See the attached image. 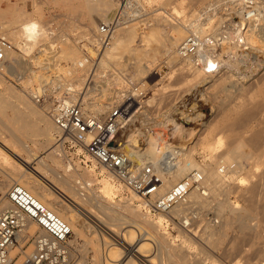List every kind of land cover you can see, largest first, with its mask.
Returning <instances> with one entry per match:
<instances>
[{"label": "rangeland", "instance_id": "374dc122", "mask_svg": "<svg viewBox=\"0 0 264 264\" xmlns=\"http://www.w3.org/2000/svg\"><path fill=\"white\" fill-rule=\"evenodd\" d=\"M95 1L96 0H0V37L3 36L9 39L14 45V48L11 49V51L13 50L14 55L19 59L26 60L25 66L22 65L15 68V70L21 71L23 75V79H18L15 73L0 74V78H1L0 92L5 94L6 96H9L18 104L19 101L14 97L17 96L24 97L35 108H37L42 113L48 115L51 121H53L48 111L49 107L51 106L50 103H49L50 106L47 103L44 105L38 104L34 96L33 97L31 96V91H35V93H37L36 94L37 96L43 90V85L49 84L51 86L50 90L52 96L54 97H58L60 95L64 96L66 95V93H69L68 98L65 99H70L71 95L76 93L77 96H75V98L72 97L73 98L72 101L81 100L86 110L101 115L100 112L97 110L91 111L87 109L88 104L86 103L96 100L97 103H101V104L104 103L103 105H105V103L109 101L107 99H110V97H111L110 101L115 100L114 102L112 101L115 105L119 104V102L121 103L124 97L123 91H125L127 88L126 78L128 77L131 80H135L136 82L143 83V85L146 86L147 95L142 100H139L140 104L136 103L135 106L138 105L137 107L134 106L133 109L131 110L132 119L125 122L124 124L125 128H123L119 134V139H118L119 141L121 142L125 141L127 137L126 135L128 133H133L136 131H141L143 133H150L148 131H150L151 129L152 130L155 129L153 130L155 131V133L162 131L163 135L169 134V132L166 131L167 128L165 127L167 125L166 123L168 119L173 118L174 120H176V122L181 123L182 118L185 117V115L189 114L190 116L194 117V115L196 116L197 113L200 112L202 113L201 116L204 117L200 116L201 118L198 117L197 121H193L191 123L193 126H196V129L194 130L195 132H193L192 136L191 135L189 136L193 138L194 133H198V132L201 133L204 130V128H202V126L200 125L202 122L211 123L209 124L210 127L207 130H205V132L202 134L201 137L205 138V136L207 137V135H211L212 136L211 138L219 142L220 146L223 147V150L227 148L228 146L227 144H229V141L231 140V131L227 130V128L224 127L223 125V118H225L224 117L225 114L228 112L229 109L235 107L234 105H236V103L240 99L243 98L247 99L250 97L258 99L259 95L261 94V92L257 91L258 88H254V90L251 91L248 90L247 92H245L244 95L242 94L240 95L237 92L235 93L236 87L234 88L235 85L233 82L236 81L237 79L236 76L238 75L237 73H239V71L242 73L240 74V77H242L241 75L243 74L247 75L248 78L246 77L243 80L245 81V83H247L250 77H257L260 72L258 68L254 70L255 64L256 63L258 64V62H260L261 60L263 61L264 56L260 54L261 56H259L258 58L251 59L247 63L241 64V66H239L240 68H237V71L231 68H224V70L225 71L227 70V72L226 75L223 76V78L230 76L227 77V79L226 78L223 79L224 81L221 80L222 78L219 79L221 73H224V70L223 71L219 70L220 68L218 69V71H216V73H213V75L214 74L216 75L217 72L220 73L215 77V79L218 78L217 81H211L210 78L201 81L198 80L196 77L190 76V74H188L189 72L188 73L185 72L187 71V68H182V64L179 68L178 66L180 64L177 66L176 64L177 62H173L171 59L169 60L170 56L165 51L163 52L165 48L164 42H166L165 39H167V37L165 35H162L161 33L163 32V30L171 29L172 25L175 24L176 22L178 24V20L179 22H181L182 20L186 22V20L188 19L191 18L194 19L198 17L197 15H201L199 19H201V21L205 23L207 21L206 18L208 16H211L212 14L213 16L212 21H214V23L218 26L219 23H221L222 21L221 19L226 17L225 14L228 13V8L230 9L231 6L226 8L227 10H225L224 13L219 15V18H216L218 13L217 10L219 7L216 6V8L210 9L208 6L214 4L211 2L216 1L215 3H219L220 0H141L143 1L142 8L147 13H149V15H144L141 18H136L132 21L133 23H136V25L138 26H141V24L139 23H144L143 26H141L143 29L136 30L130 36L129 42L131 41V43L127 45L131 47L133 52L131 49H129L127 45H125L128 48L125 46L121 47V49H118L116 51V53H118L119 51L118 54L115 53L116 56L114 55V53L112 54L114 56L111 55L112 57L106 55L105 58L103 57L104 59H102L101 61L102 63L99 64V66H97V64L101 60V55H99L98 52V50L101 48H99L98 38H96L97 29L99 24L104 21L100 19L98 14H96L97 10L95 8L97 6L96 7L94 6ZM126 1L127 0H119V6L121 4L122 7L124 3H126ZM227 1L228 0H221L220 6H225V3ZM111 2L115 3L114 6L115 13L113 15L114 18L116 14L119 12V6L117 0H111ZM257 2H258L257 5L260 7L262 11L261 14L262 17L261 20L257 21L256 23L260 24L258 27H264V0H257ZM100 7H102L101 9L107 8V6H99V8ZM233 7H239V6H232V8ZM240 8H242V6H240ZM215 12L217 13L215 14ZM133 14H134L133 10L129 8V10L123 17L125 19L129 17H133ZM204 15L205 17H203ZM162 16L166 17L167 21H163ZM33 21L40 24V27H42L40 29H42V31L40 30L38 41L32 43V49H31L30 45L27 46L25 43L22 29L24 28L25 25H28L30 22ZM136 25H132V27H136ZM145 26H147L148 28ZM151 27H156V28L158 27L159 29L158 30L159 34L157 33L158 38L156 37L155 39L156 41L155 40L150 41L152 42V45L150 42L147 43L149 47L146 44H144L145 47L144 46L140 47V44L143 40L142 37H144L147 30ZM205 27H207V25ZM226 28L227 27L223 25L221 31L222 29L223 31H225ZM231 29L228 27L226 33L223 34L221 33V31L218 33L221 35V38L222 36L225 38L229 33V31L230 33H232ZM230 33L228 34V36L230 35ZM186 34L188 35V32ZM186 34L184 33L183 36ZM183 36L181 35V38H183ZM159 37H161V39ZM163 37H165L164 40ZM184 38L180 39V42H182ZM114 40H115L114 42H117V38H115ZM54 44H56L59 47L58 52L57 51L55 52ZM150 46L152 47L153 51H151ZM159 46L161 49L159 48ZM70 50L71 51L73 50L72 52H74L75 54L71 52L72 54L70 53V55H67ZM156 50L157 51L161 50V51L157 52ZM212 51H208L209 56H214V53ZM137 53L140 54L139 55L140 57L138 56ZM86 57H90L94 60V63L96 62L95 66L96 69L98 70L97 71L95 69L94 72L96 74V77L93 76L94 73L91 74L88 73L87 69L90 68L92 65L91 64L88 65L86 61ZM138 61L140 62L138 63ZM217 61H219L217 66L219 67L220 60H217V58L211 59L210 64L213 66L214 64L217 63ZM80 62H83L84 65L82 66L85 67H79ZM173 63L176 65H174ZM143 64L148 65V67L144 68L142 66ZM251 67L253 68V70ZM98 72L100 73L98 74ZM234 74L235 76H233L234 77L233 79L231 75ZM36 75L38 76L37 80L35 79L37 77ZM188 78L190 80L189 81L190 84L188 83ZM230 81L231 82L233 81L232 82L233 84H231ZM197 83L198 85H196ZM78 84L81 86L74 87L78 90L77 92L73 90H69V87L76 86ZM227 90H229L230 92L232 90V92L230 93ZM94 91L97 92H95L94 94ZM174 91L178 92V94L176 93V96ZM256 91L258 93H256ZM112 93L115 96H113ZM88 94H90L88 97L91 98L89 100L87 97ZM116 95H118V97L121 96L122 98V99L119 98L118 102ZM101 101H106V102H101ZM1 102L3 101H0V108H1L0 118H2L7 123H9V119L7 118L3 110L6 108V106H3L4 102L3 103ZM113 103L111 105L115 106ZM101 104L99 107L100 109L103 108V105ZM105 108L106 106L103 109L104 110L102 112L103 114H105L104 112H107L109 110L108 107L106 108L107 110H105ZM32 118L35 119L34 116H32ZM129 121L132 122L128 123ZM172 124L173 123L169 124V126ZM9 125L12 127L14 132H16V134L21 137V138L19 137L21 140L27 142L30 145V147L33 149V151L39 154L40 153L43 155H46V153L48 154V149H50V147L53 146L54 143L57 146L54 132H53L54 139L52 141L46 142L43 136H39L38 133L35 135H27L25 132L20 131L15 125L11 124V122L9 123ZM197 130L199 131L197 132ZM195 137H198V135H195ZM19 138L18 137L15 138V135H13L11 131H9L5 126H3V124L0 121V165H3L0 166V170L2 171V172L0 171V210L2 209V207L3 208L5 207L6 209V207L9 208V206H11L7 198V193L9 191V188L13 185V181L11 180L10 176L15 175L14 174L15 172H19L20 175L23 174L22 175L23 177H21V179H23L24 177H25L24 179H28L27 183L32 184L35 189H38V186L35 185L38 183L47 190L48 187L49 188L51 187L49 186L48 183H43L41 182L42 180H39L37 182H31L30 177L38 180L40 179L39 177L41 176L40 174L42 175L44 174L51 181H53V183L65 187L63 184H61L59 179V176L62 175L61 177L64 178L67 177L65 179L73 183L75 186L79 187L82 193H85L89 196L92 195L93 197H95V199L97 198L92 202L90 201L91 202L90 204L92 205H90L89 202L87 201H86L87 203H85V201L84 203H82L81 200H78V198L76 199L79 203H82L81 205H83L86 210L90 212L87 211L86 213L85 211V215L81 214V212H79V214L78 212H75L77 217L79 215L78 218L79 222L71 226L72 236L70 237L69 243L71 245L72 264H85V263L96 264L98 261L101 260L100 258L101 254L99 253L101 252L103 253V251H101L103 250V244L99 243V245L101 244V246L97 245L98 247L94 245L96 244V242L97 243L102 242L100 241V237H101L100 234L104 233V236L105 238L107 237L108 241L110 238L109 243H112L115 240L114 242H118V245L121 246L124 243V240L120 238L122 236L121 235L120 237L117 236L116 234L113 233V230L111 231L108 225L106 227L99 222L100 217L105 218V215L103 213L104 211L100 209V202L120 204L129 199L130 200V201L128 200L129 202L133 204H139V202L142 201L141 200L139 201V199H136V197H132L133 195L132 191L133 192L135 191L128 188L122 181H119L109 172L103 170L102 166L97 165L96 163L94 164L93 162H88L89 166H87L85 163L81 162L83 156H78L75 153H69L65 150L64 152L66 153V156L65 154H63L62 157L57 155V158H55V162L51 160V158L48 157L45 158V163L48 164L49 167L45 166V164L43 163L34 162L32 164V166L35 168L34 169L31 165L27 164L24 161V159L28 158L29 154L27 151L23 149L22 145H20L21 143L19 141ZM195 140H197V138ZM34 141L37 145L34 143ZM152 141L155 142L156 139L153 138ZM140 144L141 146L143 145L142 142H140ZM197 145H198L197 148L192 154V160L194 159L197 163L201 165L212 164L213 151L207 146H204L201 140L197 143ZM131 156H130L131 161L140 164L139 161H134L135 156L133 155ZM171 158H173V156H170L169 160ZM83 159L86 160V158ZM157 160L158 159H156V161ZM156 161L154 160V162ZM154 162L151 161L149 163L147 161L144 164H140V165L142 166H147V164L152 165V163L154 164ZM243 164H244L243 167L246 166V163ZM50 166L52 167V169H50ZM243 167L241 165L240 168ZM54 169L56 170V172ZM3 170L4 173L5 172L7 173L4 174ZM240 170L242 169H239L238 171L240 172ZM57 173H59L60 175H57ZM13 177H15V179L19 178L17 177V175ZM8 178L10 179V181ZM111 182L115 183V186L118 190L116 195L113 197H96L97 195L101 194L104 187ZM23 186L25 187V185ZM241 193H243L244 195L242 194L241 196L240 195ZM138 196L140 195L138 194ZM251 196L252 195L248 190V186L247 187L245 186L242 187L240 193H238L237 191H234V193L233 192L230 193L228 199L235 204L240 203V205H243L246 203L247 198L249 199L251 198ZM59 200H63V198L60 197ZM63 201L64 203H68L65 200ZM216 202H214L210 207L201 210L200 211L201 213H199L198 218H195L193 220L198 222L194 223L192 221L188 227H183L181 222L185 220L187 215L189 216L190 211L186 212L187 214L185 213L177 214L173 212H167L166 222L164 224V227L166 229L165 231L168 233L169 239H171V242L173 244H183V245L188 244V246L191 248L189 250L191 251L190 253L191 256L194 257L198 256L199 258L202 257V259L205 260L203 262L205 264H228V263L242 264L241 262L243 258H244L243 262L245 260L244 264H247L249 254H251L252 250L254 249V247L251 246V244H248V247L247 245L245 246V248L247 247L246 249L249 248V250L246 253L244 252L241 255H239V258H236V260L235 259L232 260L229 258L227 259L226 257H222L223 250L216 248L217 244H215L212 241L213 237L210 236V234H208L207 226L212 224V222L215 223L216 221V223L218 224L221 221V217L217 209L215 208V205L217 204ZM99 210H101V212ZM86 215L88 216V218ZM191 215L193 216V214ZM157 217L158 215H155L154 218ZM123 221H121L122 223L120 221H115L116 222L114 223L115 225L112 226L116 227L118 225L117 227H119L121 224L122 227H125ZM255 221L257 222V220H252V223H255ZM207 222L208 224L210 222V224L207 225ZM81 224L82 226L85 224L86 226L84 228L85 230L83 229ZM91 224L92 225L94 224L96 229L95 227L92 228ZM180 226L183 229V232ZM120 229H121L120 231H122V228ZM38 231H39L38 226L34 223H31L29 228L25 232L21 233V236H23L24 238L22 244L23 246H21V248H18L17 246L11 247L12 262L10 264L23 263L25 255L29 253L33 248L31 243L32 237ZM107 231L109 232V234ZM233 234H234L233 231L229 232V236H232ZM136 235L137 234L135 233V236ZM137 236L139 237V235ZM111 237H113L114 239H112ZM88 238H91L92 241H94L93 245L92 244L89 245L90 248H88L87 245ZM137 240L138 238L135 241ZM119 249L121 250V248ZM97 250H98V254L96 252ZM133 257H135L134 259L138 260L137 264L141 263L139 259H137L136 255H134ZM245 257H247V259ZM138 258H140V255H138ZM223 258L226 259L224 260ZM230 260L231 263L229 262ZM238 260L239 262H237Z\"/></svg>", "mask_w": 264, "mask_h": 264}, {"label": "bare ground", "instance_id": "6f19581e", "mask_svg": "<svg viewBox=\"0 0 264 264\" xmlns=\"http://www.w3.org/2000/svg\"><path fill=\"white\" fill-rule=\"evenodd\" d=\"M117 2L119 6V0H117ZM142 2L143 1L141 0H127L125 5L122 6L123 8L121 7V4H120L119 12L118 13L116 12L117 13L116 16L118 14H121L123 18V16L127 13L129 8H131L134 12L133 17H129L126 19L124 18L125 20L120 23L121 25L116 29L114 33L111 45L99 49L101 51L98 50L99 55H101V60L97 64V66H99V64L102 63L101 61L102 59L106 57V55L112 57L115 55L118 49H121V47L131 43V41L129 42V40H130V36L132 33H134L138 29H143L141 26H143L144 23H139L141 24V26H138L136 25V23L132 22L136 18H141L144 15H149V13H147L142 8L143 6ZM94 4H95L94 5L95 7L97 6L95 8L97 10V13L95 12L96 10L94 12L99 15L101 20L110 21L113 19V15L115 13V7H114L115 3H112L111 0H96ZM99 6H107V8L101 9L102 7L99 8ZM211 9H213V7ZM219 10H220V7H219ZM216 13L217 12H215V14ZM261 14H262V11L258 5L257 6H242V8H240V6L232 8L231 6L230 9L228 8V13L225 14L226 17L223 16L225 18L221 19L222 21L221 23H219L218 26L214 23V21H212L213 20L212 14L211 16H208L206 18L207 21L205 23H203V21L199 19L201 15H197L198 17L194 19L192 18L188 19L186 20V22L183 20L179 22L178 20V24L177 22L176 23L173 22L175 24L172 25L171 29L163 30V32L161 33L162 35H165L167 37V39H165L166 42L163 41L165 45L163 52L165 51L170 56V58L167 56L169 60L171 59L173 62H177L176 63L177 66L180 64L178 66L179 68L181 64H182V68H187V71L185 72L187 73L189 72L188 74H190V76L196 77L198 80H201V81L207 80L208 78H210L211 81H217L218 78L215 79V77L220 73L217 72L216 75L215 74L213 75V73H216V71H218L219 68H220L219 70H222V71L224 70V68H231L237 71V68H240L239 66H241V64L247 63L251 59L258 58L259 56H261L260 54L264 56V27H258L260 24L256 23L257 21L261 20V17H262ZM165 18L166 17H163L162 20L167 21V18L166 19ZM132 25H136V27H132ZM206 25L207 27H205ZM220 25L222 26L225 25V27L227 28L229 27L230 29L232 28L231 29L232 33H230V31L228 30L230 35L228 36L229 34L228 33L225 38L223 36L221 38V35L218 33L221 31V28H222V26ZM40 28H42L40 27V24L33 21V22H30L28 25H25L24 28L22 29V32L24 34L25 43L27 46L30 45L31 49H32V43L38 41L40 30L42 31V29ZM158 30H159L158 27L149 28L146 34L144 35V37H142L143 40L141 39L142 42L140 44V47L144 46V44L147 45V43H149L150 41L155 40L156 37L158 36L157 35V33L159 32ZM226 30L223 31L222 29L221 33L223 34L226 33ZM187 32H188V35L186 34ZM184 33L186 34L184 35L185 38L183 36ZM192 33L198 34L203 40L202 49L204 51L205 58H206L205 64L203 67L195 66V63H194V61L196 60L195 58L182 59L179 53V48L181 44ZM181 35L184 38L182 42H180V39H183L181 38ZM219 35L222 40L221 44H222V51H223V55L220 60V65L219 67H217L216 70L208 71L206 69V65L210 63L211 59L216 58L214 42L219 37ZM115 38H117V42H114ZM159 38L161 39V37ZM164 38L165 37H163V40ZM150 43L152 45V42ZM98 46H99V42H98ZM127 46L129 47V45ZM129 49H131V47H129ZM150 49L151 51H153L151 46H150ZM54 50L55 52L59 51V47L56 44H54ZM72 51L70 50L67 55H70ZM158 51H161V50H158ZM208 51H212L214 53V56H209ZM212 52H211V55H212ZM72 53L75 54L74 52ZM113 53L114 55H112ZM224 54H226L227 56H225ZM139 55L140 54H138V56ZM6 60L7 62L5 63L4 67L0 69V74L15 73L18 79H23V75L21 71L15 70V68L22 66V65L25 66L26 60L19 59L18 57H16L13 53V50L12 51L10 50L7 52ZM139 62L140 61H138V63ZM79 64L84 65L83 62H80ZM142 66L144 68L148 67V65H144V64ZM257 68L259 69V72H260L259 75L257 77H250L249 80L246 79L248 80L247 83L243 81L244 78L247 77V75L243 74L244 76L241 75L242 77H240V74H242L240 71L239 73H237L238 75L236 76L237 77L236 81L235 82L232 81L235 85L234 88L236 87L235 93L237 92L240 95L241 94L244 95L245 92H247L248 90L251 91V90H254V88H258L257 91L261 92V94L259 95L258 99H255L253 97H250L247 99H244V98L240 99L236 103V105H234L235 107H232L231 109H229L228 112L225 114L224 116L225 118H223V125L224 127L227 128V130L231 131V140L229 141V144H227L228 145L227 148H225L224 150H223V147L220 146L219 142L211 138L212 137L211 135H207V137L205 136V138L201 137L202 134L205 132V130H207L210 127L209 124L211 123L202 122L200 125L202 126V128H204V130L201 129L203 130L202 132L200 131L201 133H199L198 132L199 130H197L199 134L194 133V137L195 135H198V137H195V139L197 138V140H195L194 137L193 138L191 137L193 132H195L194 130L196 129V126H193L191 123L193 121L198 120V117H200L202 114L200 112L199 113L196 112L197 115L196 116L194 115V117L190 116L189 114L187 115L184 114L185 117L182 118L181 123L176 122V120H174L173 118H172L173 120L168 119L166 123L167 125L165 127L167 128L166 131L169 132V134L163 135L162 131L155 133V131H153L155 129L153 130L151 129L150 131H148L150 133H143L141 131H136L133 133H128L126 135L127 137L125 141L121 142L117 140L116 145H115L116 148H119L121 150H126L130 159L132 157L131 155L135 156L134 161H139L140 164H144L147 161L149 163L151 161L154 162V160L156 161V159H158L156 162H154V164L152 163L155 174L158 177V180L160 181L158 184H156V190H155L156 195H162L168 192L173 187L174 184H176L182 178L187 176L193 170L202 171L203 174L205 175L207 193L203 194L194 189L188 194L187 198L184 201L175 205L169 212H173L177 214L179 213L187 214L186 212L190 211L189 216L187 215L185 220L181 222L183 227H188L195 218H198V215L199 213H201L200 212L201 210L207 207H210L214 202L217 201L215 208L217 209L221 217V221L217 224L216 221L214 220L215 223L212 222V224H210L211 222L210 220L209 222L210 225L207 222V225H209L207 226L208 234H210V236L213 237L212 241L215 244H217L216 248L223 250L222 252L223 256L222 254L221 256L226 257L227 259L229 258L232 260L234 259L236 260V258H239V255H241L244 252L246 253L249 250V248L248 249L246 248L248 247V244H251V246H253L254 249L252 250L251 254L248 253L249 258H248L247 264H264V222H263L264 221V59L263 61L261 60L260 62H258V64L257 63L255 64L254 70H256ZM247 70H248V67H247ZM181 71H184V70H181ZM226 72L227 70L226 71L224 70V73H221L219 79L222 78L221 80H223L225 78L227 79V77H230V76H227L223 78V76L226 75ZM99 73L100 72H98V74ZM93 76L96 77V74L94 73ZM233 76H235V74L231 75V77ZM37 78L38 76L35 79L37 80ZM189 81L190 80L188 78V83ZM232 82L231 84H233ZM0 83H1V78H0ZM196 85H198V83ZM77 86L80 87L81 85L78 84L76 86H71L69 87V90H73L77 92L78 90L74 88ZM176 91H174L175 96H176V93L178 94V92ZM257 91L256 93H258ZM95 92L97 91H94V94ZM36 94L37 93H35V91H31L32 97L33 96L35 97ZM89 95L90 94H88L87 97ZM75 96H77L76 93L72 94L70 99H65V100L72 101L73 99L72 97L75 98ZM116 97H117V102H118V99L121 98V96L118 97V95H116ZM14 98H16L19 101V104L13 99H11L9 96H6L2 92H0V101H3L4 102L3 106H6V108L3 110L7 118L9 119V123L11 122V124L15 125L20 131L25 132L27 135H35L38 133L39 136H43L46 142L52 141L54 139L53 132L54 133L56 132V126L53 123V121H51L49 116L46 115L45 113H42L37 108H35L24 97L17 96ZM89 99L91 98L88 97V100ZM110 99H107V100L110 101ZM77 101L83 104L81 100H77ZM95 101H91V102L88 101L89 103H86L88 104L87 109L91 111L97 110L102 115L103 114L102 112L104 111L103 110L104 107L106 106V108L108 107L109 109L112 108L111 106L113 105L111 104L115 100L114 101L112 100L113 102L110 101L111 103L109 101H108L109 103L106 101H101V102H106L107 105L106 103L105 105H103L104 103L101 104ZM100 104L103 105L102 109L99 108ZM106 108L105 110H107ZM32 116H34L35 119L32 118ZM201 117H204V116H201ZM131 119L132 117L129 120ZM0 121L3 124V126H5L9 131H11L13 135H15V138L20 137L16 134V132H14L12 127L9 125V123H7L2 118H0ZM170 122L173 123L172 125H170L172 127L169 126V124H171ZM20 138H19V141L21 143L20 145H22L23 149L27 151L29 154L28 158L24 159V161L31 166L34 162H38V163H43L45 164V166L49 167V165L45 163L46 157L51 158V160L55 162V158H57V155L62 157L63 154H65L66 156V153L64 152V148H62L59 145L56 146L55 143L53 144V146L50 147V149H48V154L46 153V155H43L41 153L39 154L33 151L30 145L27 142L21 140ZM153 138L156 139L155 142L152 141ZM200 140L201 142H203L204 146H207L213 151V157H212L213 163L212 164H204V165L202 164L201 165L197 163L194 159L192 160V154L197 148L198 146L197 143ZM140 142H142L143 144L142 146ZM170 156H173V158L169 160ZM93 163L95 164L96 162L93 161ZM243 163H246V166L243 167L244 165ZM241 165L243 168H240ZM0 166H3V165H0ZM238 168L242 170H240L239 172ZM50 169H52L51 166H50ZM102 169L105 170L106 172H109L115 178L118 179V177L114 175L112 172L106 170L104 167H102ZM3 173H4V170H3ZM14 174L17 175V177L19 178L15 179V177H13L15 175L10 176L11 180L13 181V184L18 183L21 185H25V187L29 191H31L38 199H40L43 203H45L50 209L54 210L60 217H63L70 224V226H73L75 223L79 222L78 220L79 215L77 217L75 212H78V214L79 212H81V214H84V215H85V211L87 213L88 210H86L84 206L81 204L84 203V201L85 203L89 202L90 204L92 201L97 199V198L95 199V197H93L92 195L89 196L85 193H82L79 187L75 186L73 183L65 179L67 177L65 178L61 177L62 175L59 176V179H60L61 184H63L65 187H62L59 184L53 183V181H51L44 174L43 175L40 174L41 176H39L38 175L39 173H38L37 175L40 177V179L38 180L30 177L31 182H37L39 180H42L41 182L48 183L49 186L51 187L50 188L48 187V190H47L43 188L41 185H39L38 183L35 184L38 186V189H35L32 184L27 183L28 179H24L25 177L21 179V177H23L22 176L23 174L20 175L19 172H15ZM57 175H60V174L57 173ZM245 186L246 187L248 186V190L250 191L252 195L251 198L249 199L247 198L245 204L243 205H240V203L235 204L231 200L228 199V196L230 193L232 192L234 193V191H237L238 193H240V191L242 190V187H245ZM117 192L118 190L115 186V183L111 182L107 184L104 187L101 194L97 195L96 197H113L116 195ZM132 193H133L132 197H136V199H139V201L141 200L142 202H139V204H133L129 202L130 201L129 199H128L129 201L127 200L120 204L100 202V209L104 211L103 213L105 215V218L100 217L99 222L106 227L108 225L111 231L113 230V233L116 234L117 236L120 237L121 235L122 237L120 238L124 240V243L121 246H119L118 242H114L115 240L114 241L112 240L114 239L113 237H111L112 238L111 240L113 242L109 243L110 238L108 241L107 237L105 238L104 233L100 234L101 236L100 241L102 242H98V243L96 242V244L94 245L101 246V244L99 245V243H102L103 250L101 251H103V253L102 252L99 253L101 254L100 256L101 260L98 261L99 263L97 262L96 264H137L138 260L134 259L135 258L133 257L134 255H136L137 259H139V261L141 262L140 264H205L203 263L205 260L202 259V257L199 258L198 256L197 257L191 256L190 254L191 251H189L191 248L188 246V244L187 245L173 244L171 242V239H169V235L165 231L166 229L164 227V224L166 222V217H167L166 213L164 212L152 213L151 211L146 209L144 199L141 196H138L137 192L135 193L132 191ZM242 194L243 193H241L240 195L242 196ZM60 197H62L63 200H65L68 203H64L63 200H59ZM77 198L78 200H81L82 203H79L76 200ZM4 209L5 207L4 208L2 207L1 210H4ZM101 210L99 211L101 212ZM191 214H193V216ZM155 215H158V217L154 218ZM95 219H96V216H95ZM252 220H257V222L255 221V223H252ZM115 221H120V222L123 221L125 224V227H122L121 224L119 227H117L118 225L116 226L118 229L116 227H113L115 225L114 223H116ZM193 222L195 223L198 221H193ZM31 223L32 222H29L26 225V227L19 232L13 246H17L18 248H21V246H23L22 244H23L24 238L23 236H21V233L25 232L29 228ZM82 227L84 229L86 227L85 224ZM91 227L94 228L95 227L94 224ZM120 228H122V231H120L121 230ZM230 231L234 232L232 236H229ZM182 232H183V229H182ZM135 233L139 235V237L137 235L135 236ZM135 237L138 238L137 241H135L137 239ZM93 242L94 241H92L91 238L87 239L88 248H90L89 245L91 244L93 245ZM246 245L247 247L245 248ZM119 248H121V250ZM98 250L96 251L97 254H98ZM13 253H14V250H13ZM138 255H140V258H138ZM247 257L245 258L247 259ZM226 258H223V259L225 260ZM243 259L241 262L242 264H244L245 262V260L243 262ZM229 262L231 263V260ZM237 262H239V260Z\"/></svg>", "mask_w": 264, "mask_h": 264}, {"label": "built area", "instance_id": "2783aa9c", "mask_svg": "<svg viewBox=\"0 0 264 264\" xmlns=\"http://www.w3.org/2000/svg\"><path fill=\"white\" fill-rule=\"evenodd\" d=\"M215 2H211L214 5L208 7L210 9L220 7L216 18H219L229 6L258 4L257 0H228L225 6H220L221 0L219 3ZM124 20V17L118 14L112 20L99 24L97 29L99 48L111 45L116 29ZM202 46V38L196 33L190 34L179 48L181 58H195V66L203 67L206 58ZM214 46L215 57L221 60L223 51L220 37L215 40ZM13 48L14 45L9 39L0 37V69L7 62V52ZM86 61L88 65H92L87 69L88 73H94L96 69L94 60L86 57ZM218 63L219 61L213 66L208 63L206 69L214 71ZM126 80L127 88L123 91L122 103L113 106L103 115L86 110L81 102L66 101L69 93L54 97L50 90L51 86L43 85V90L34 98L38 104L51 105L48 111L56 126V144L69 153L86 158V160L82 158L81 162L87 166L88 162L95 161L97 165L112 172L144 199L146 209L151 212H169L175 205L184 201L194 189L206 194L205 175L200 170H193L174 184L168 192L156 195V184L160 181L153 166L150 164L142 166L133 162L126 151L115 147L121 130L125 128V122L131 118V110L147 95L143 83L128 77ZM130 122L132 121L128 123ZM7 198L11 206L0 210V264L12 262L11 247L19 232L29 222L36 224L39 231L32 237L33 248L25 255L22 264H72L70 224L21 184H13L9 188Z\"/></svg>", "mask_w": 264, "mask_h": 264}]
</instances>
